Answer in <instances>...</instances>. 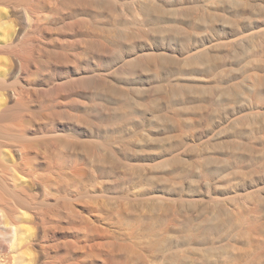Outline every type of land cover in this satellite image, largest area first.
<instances>
[{
	"label": "rangeland",
	"instance_id": "1",
	"mask_svg": "<svg viewBox=\"0 0 264 264\" xmlns=\"http://www.w3.org/2000/svg\"><path fill=\"white\" fill-rule=\"evenodd\" d=\"M0 8L7 12V22L24 30L31 24L33 30L25 70L18 66L16 54H0L2 85L21 91L34 107L47 106L50 118L61 97L63 134H73L78 118L77 134L85 150L96 144L107 147H100L102 154H117L108 161L117 165L115 175L122 172L126 180L107 175L96 179L93 188L85 179L81 188L83 194L95 191L90 201L105 217L114 218L113 209L121 204L143 211L148 206V177L163 175L162 162L170 155L162 139L155 144L161 159L151 161L146 133L155 109H146L147 99H156L158 121L165 128L171 107L168 94L173 91L177 101L172 116L180 137L174 150L184 177L182 185L171 189L158 178L153 183L160 195L172 197L181 218L191 199L195 229L203 216L211 221L219 216V227L204 248L235 249L231 264H254L258 248L264 252V243L254 241L264 239V232L254 231V216L264 221V0H0ZM129 62L136 66L126 68ZM252 82L259 89L249 100ZM229 88L237 92L234 101H214ZM126 99L140 105L130 108ZM31 116L39 118L37 112ZM17 117L12 109L0 124ZM125 156L127 164L118 161ZM139 173L144 177L138 178ZM238 222L246 224L236 226Z\"/></svg>",
	"mask_w": 264,
	"mask_h": 264
},
{
	"label": "bare ground",
	"instance_id": "2",
	"mask_svg": "<svg viewBox=\"0 0 264 264\" xmlns=\"http://www.w3.org/2000/svg\"><path fill=\"white\" fill-rule=\"evenodd\" d=\"M6 14L0 8V54H16L18 66L25 70L32 56L28 50V42L33 32L31 24L28 30H24L13 22H7ZM23 51L25 54H19ZM56 64L61 65V60ZM124 66L131 69L136 63L129 62ZM125 72L127 76H135L133 72ZM2 76L3 73H0V122L12 109L18 111V117L12 123L0 124V264H208L210 260L219 264H231L236 259L235 249L217 251L211 246L204 248L208 245L209 236L215 234L214 229L219 227V216L212 221L203 216L195 229L194 220L190 216L191 199L188 201L186 216L181 218L176 214L172 197L160 195L159 186L153 183V179L158 178V183H163L170 189L182 185L184 176L174 150L180 139L175 117L172 116L173 106H176L174 102L177 101L176 93L170 91L168 94L167 101L171 107L167 115L168 126L165 128L158 121L156 99L150 96L147 99L146 109L156 110L151 111L152 117L150 116L148 124L150 130L146 133L151 161L157 162L161 159L162 151L155 144L162 139H166V152L170 155L168 160L162 162L165 173L159 175L156 172L148 177L152 183L149 184L148 202H145L148 206L143 211L121 204L113 209L114 218H106L104 210L91 202L96 195L95 191L92 189L83 194L81 188L85 179L92 183L93 188L96 179H106L107 175L117 181L126 180V175L122 172L115 175L117 165L108 161L117 157V154H102L100 147H107L96 144L85 150L77 134L80 122L78 118L72 124L73 134H63L64 103L61 97L57 98L53 118H50L47 106H32L22 98L21 91L16 88L8 91V87L2 85ZM258 89L256 82H252L247 99L253 100L252 93H256ZM236 95V90L229 88L225 95L217 99H214L212 93L207 96L210 102L222 98L223 103L227 104L229 100L234 101ZM126 101L130 108L132 104L140 105L138 100ZM35 112L39 117L37 120L31 116ZM125 115L124 112L122 116ZM71 120L75 122L74 118ZM125 160L126 156L123 160L118 158L122 164H127ZM83 161L86 162L87 169L84 168ZM106 163L109 165H105ZM157 168L156 165L155 169ZM144 175L139 173L137 177ZM134 179L136 177L130 181L133 182ZM187 190L191 192L190 188ZM84 198L89 202L84 203ZM52 206L56 208H51ZM261 207L264 209V203ZM234 212L231 211L238 218V213ZM254 220H257L254 231L257 234L263 233L262 217L254 216ZM210 221L211 226L208 225ZM244 224L238 222L236 226L242 227ZM244 233L249 235L250 231L245 230ZM254 241L258 245L264 243L260 236ZM262 250L258 248L254 264H264Z\"/></svg>",
	"mask_w": 264,
	"mask_h": 264
}]
</instances>
